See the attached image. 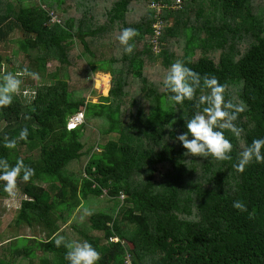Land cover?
Instances as JSON below:
<instances>
[{"label": "trees", "instance_id": "1", "mask_svg": "<svg viewBox=\"0 0 264 264\" xmlns=\"http://www.w3.org/2000/svg\"><path fill=\"white\" fill-rule=\"evenodd\" d=\"M207 11L219 21L204 19ZM124 28L137 32L132 54L118 39ZM17 29L22 38L9 40ZM8 40L32 60L29 70L50 82L36 86L30 103L15 95L0 108V124H7L0 158L34 169L29 181H17L23 200L15 226L36 224L48 234L15 237L18 244L0 249V264H14L7 256L69 264L68 249L55 244L60 236L90 243L97 264H264V161L243 172L234 167L254 139H264V0H0V43ZM77 43L76 59L87 64L75 73L78 82L63 69L73 66ZM178 61L215 76L226 86L225 101L243 108L235 121L240 137L223 130L232 159L186 156L176 140L207 94L198 89L193 101L169 102L164 78ZM4 62L10 59L0 54V80ZM85 72L111 76L98 103L87 96ZM79 115L83 121L71 127ZM24 128L29 135L21 140ZM95 129L109 137L105 145L91 135ZM5 138L16 139V148H4ZM0 197L10 198L2 187ZM237 200L245 211L233 208ZM114 202L121 204L112 209ZM97 203L107 208L75 219Z\"/></svg>", "mask_w": 264, "mask_h": 264}, {"label": "clouds", "instance_id": "2", "mask_svg": "<svg viewBox=\"0 0 264 264\" xmlns=\"http://www.w3.org/2000/svg\"><path fill=\"white\" fill-rule=\"evenodd\" d=\"M137 35L133 28H124L118 39L124 46L126 54H132L134 45L130 43ZM23 74L33 80L39 79V74L27 68ZM21 73L9 72L0 81V108L12 105L15 95L20 91L23 80ZM164 86L171 93L168 100L173 105H182L186 100L193 101L198 89L207 90V94H201L196 102L198 109L191 118L186 120V131L177 135L176 140L186 149V156L212 157L217 161L232 159V143L224 135V129L240 137L243 129L237 127L235 121L243 108L225 101V85L220 84L215 76L201 75L182 62L171 65L164 78ZM203 106V107H202ZM29 131L24 128L19 133L21 140L27 139ZM16 139L5 138L3 147L15 149ZM264 161V139H254L239 155L234 164L237 171L243 172L253 161ZM34 175V169L17 160L15 165L0 158V187L3 191L14 197L17 191L18 179L27 182ZM233 208L245 211L244 202H233ZM57 247L62 244L68 249L65 259L69 264H97L100 259L99 252L87 241L65 242L63 236L55 240Z\"/></svg>", "mask_w": 264, "mask_h": 264}, {"label": "rangeland", "instance_id": "3", "mask_svg": "<svg viewBox=\"0 0 264 264\" xmlns=\"http://www.w3.org/2000/svg\"><path fill=\"white\" fill-rule=\"evenodd\" d=\"M15 0H13L14 2ZM37 2H40V0H34ZM42 1V0H41ZM7 7H5V4L3 2V5H1V9L4 11L6 10ZM59 14V13H58ZM195 14H196V8H193L190 13H189V20L190 23H194L195 21ZM60 16H62L61 14H59ZM212 19L213 23H216L219 21V19L215 16V20L213 21V16L210 15V13L207 11L204 14V19ZM22 38V33L19 32V30H15L11 35H9L8 39L9 40H19ZM6 41V42H1L0 43V54L5 57L6 59H10V63H6L4 62L3 67H2V77L4 75H6L9 72H12L11 70L14 71V73H21L20 78L23 80V83L21 85V89L20 91L16 94L18 95L22 101L25 103H30V97L34 94V92L36 91V86H38L39 84H44V83H49V81H46L45 78L40 77L39 79L33 80L31 77L24 75L23 74V70L25 68H27L29 70V68L32 66V60H30L28 57H26L25 55L19 53L20 50H18L17 48H15V44ZM80 51L82 50V47L77 43V45L75 46V48L71 51V57L72 61H73V66L67 67L65 65L64 71L66 69H68L70 71V74L72 76V78H74V81L78 82L76 79V74L77 72H79L80 70H82V68H86L87 64L86 61L82 60V62L85 63V65H80L79 61L77 60L76 57V51ZM14 52H18L19 54L14 55ZM36 52L33 51V54H35ZM182 51L180 52L181 55ZM74 60L76 62H78V67H76V65L74 64ZM34 61V60H33ZM55 61H51L48 64V69L49 72L53 71L55 69ZM67 70V71H68ZM62 71V73L64 72ZM84 78L85 81L82 82L84 83L87 88L90 85V81H92L91 83V89L89 90V92H87V96L88 98L90 97L93 103H98L101 97H106L109 94L110 91V81H111V76H109V80H107V82H109V84L107 85V83H103L105 80V75L103 73H96L93 75H90L85 72L84 74ZM103 75V76H102ZM83 78V79H84ZM108 78V77H106ZM2 81V79L0 80ZM27 81H29V83H26ZM70 82V81H69ZM72 82V81H71ZM27 86H30L29 88ZM80 119H84V115H81ZM75 119L72 118L71 119V123H73ZM6 122H2L0 124V133L3 132L4 128L6 127ZM96 129L91 131V135L93 136V138L97 139V143L98 144H106L109 140L108 136H100L99 134H96ZM98 135V136H97ZM21 153H23L22 156H27L30 155V152L27 151V149H21ZM88 162V158H84L82 159L79 163H81V167H84L85 164H87ZM78 165V164H77ZM77 165H73L72 169H75L77 167ZM54 189L52 190V194L55 195L58 191V184L53 186ZM20 190L17 188L16 194L14 197H10V198H5V197H0V249H4V248H8L10 246L16 245L15 243H17L18 241H13L15 239V237L17 236H21L23 238H30V239H37L39 240H47V234L48 232L45 231L42 226L40 225H34L33 227H28V226H23L21 228H18L15 226V216L18 212V210L21 207V200H23L22 195H20ZM122 198V197H121ZM119 202H114L112 203V206L110 208H114L115 206L118 205ZM121 204V203H119ZM107 205L106 204H101V203H97L95 206H92L90 208L84 209L81 208L77 211L76 215H75V219L78 220H82L83 218L86 219L87 217H89V215H91L92 213L95 212V210H101V209H106ZM109 210V208L107 209ZM113 212V210H112ZM71 219H74V217H72ZM73 222V220L71 221ZM62 234L68 238L69 241H73L74 240V236L73 233L69 230L68 227L62 228ZM13 239V240H12ZM12 241V242H11ZM11 242V243H10ZM3 243V244H1ZM18 244V243H17ZM30 244H32V242L30 241ZM3 251V250H1ZM5 260H12V262L14 264H31L30 260L26 257H15L12 258L11 256H7L6 258H4Z\"/></svg>", "mask_w": 264, "mask_h": 264}, {"label": "built area", "instance_id": "4", "mask_svg": "<svg viewBox=\"0 0 264 264\" xmlns=\"http://www.w3.org/2000/svg\"><path fill=\"white\" fill-rule=\"evenodd\" d=\"M80 117H81V115L74 118L75 120L73 121V125L71 127L79 125L82 122V119H80Z\"/></svg>", "mask_w": 264, "mask_h": 264}, {"label": "bare ground", "instance_id": "5", "mask_svg": "<svg viewBox=\"0 0 264 264\" xmlns=\"http://www.w3.org/2000/svg\"><path fill=\"white\" fill-rule=\"evenodd\" d=\"M102 76H103V75H102ZM104 80H105V81H104L103 83H105V84L107 83V85H108V84H109V82H107V80H109V78H106V77H105V79H104Z\"/></svg>", "mask_w": 264, "mask_h": 264}]
</instances>
